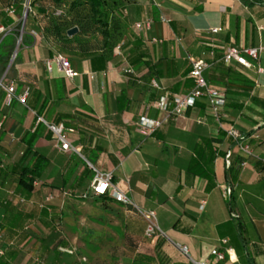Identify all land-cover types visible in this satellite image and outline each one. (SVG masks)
<instances>
[{
    "label": "crops",
    "instance_id": "obj_1",
    "mask_svg": "<svg viewBox=\"0 0 264 264\" xmlns=\"http://www.w3.org/2000/svg\"><path fill=\"white\" fill-rule=\"evenodd\" d=\"M23 2L0 0V15L10 3L17 7ZM54 7L52 0H32V14L20 34V18L12 16L8 34L0 35V44L19 36L17 58L0 75L4 85L16 84L11 106L0 89V170L19 160L26 149L22 139L35 132L39 118L64 124L75 115L88 116L100 129L84 125L83 130L67 132L74 150L64 152L42 124L33 147L47 163L35 186L40 194L29 202L14 199L15 207L6 213L3 204L12 200L13 191L0 185V246L5 251L0 264H33L35 256L45 264H215L212 252L217 248L231 250L219 264H264V72H259L264 71V0H131L117 46L102 49L103 36L95 31L99 50L70 56V66L79 74L73 80L52 62L61 46L53 33H46L49 21L43 15ZM146 19L153 20L152 29L138 30L137 24ZM3 21L0 16L1 26ZM215 29L219 31L213 33ZM136 40L141 45L131 57L140 63L134 67L124 56ZM128 42L127 49H118ZM229 48L261 53L258 60L249 59L248 69L224 62ZM91 52L108 55L105 70L92 69ZM199 60L209 64L204 76L212 86L224 95L227 88L232 92L221 123L238 131L251 155L226 136L209 108L198 105L171 118L155 136L144 139L136 132L140 118L165 117L157 109L162 97L193 89L188 72ZM128 69L133 73L126 74ZM26 90L29 97L23 105L17 98ZM122 97L124 111L118 107ZM193 161L197 164L189 173ZM95 170L112 173L114 184L132 205L92 196ZM199 172H214L213 189L207 191V180ZM1 178L0 184L6 185ZM227 189L231 196L226 199ZM84 193H90L87 200L80 198ZM49 197L54 210L50 218L56 221L46 216L23 228L18 212L37 210ZM149 212L156 213L162 231L151 239L145 236ZM223 240H228L226 246ZM60 241L74 254L57 259L53 248ZM158 244L163 259L157 254Z\"/></svg>",
    "mask_w": 264,
    "mask_h": 264
},
{
    "label": "trees",
    "instance_id": "obj_2",
    "mask_svg": "<svg viewBox=\"0 0 264 264\" xmlns=\"http://www.w3.org/2000/svg\"><path fill=\"white\" fill-rule=\"evenodd\" d=\"M130 1L131 0H52V2L55 4L56 7L52 9L53 10L52 12L48 10L47 13H44L43 15V18L48 19L49 21L48 25L45 27V31L46 33H53V36L55 37L56 41L61 46L58 55L67 58L69 63H70V56L71 55L74 56L78 54L76 53L77 51L87 52V53H89L90 51H95L91 49V47H89L90 44L86 42V40H82L85 38L80 37L83 35L88 36L92 34V30H95L97 31V33L102 34L103 41L101 48L110 50L111 46H117L121 41L120 37H122V29L124 26L123 22L126 19L125 12L127 5L130 3ZM66 4H68V8ZM10 6H14L15 9L14 16H18L21 19L24 14L23 5L15 7L14 3L13 4L10 3L8 8ZM85 8L88 11V15L82 16L81 10ZM58 10H61L63 12L62 16H58L59 18L52 17V15H54L53 12ZM197 10L200 11L201 8H197ZM67 13L69 15H72V17L63 19V17L66 16ZM0 16H2L5 20L3 21L2 27L6 29H10L9 27L13 25V21L11 20L12 16H9L7 12L5 14H1ZM27 22L25 24V27L27 25ZM22 26L23 23L20 22L19 30L17 32L18 35L20 34V30ZM73 29H77L78 33L76 35L70 36L69 31ZM17 34H15L13 38L11 37L5 38L0 44V63L2 65L0 75L7 70L10 60L14 54L15 46H16L15 45L16 38L19 37ZM130 45L132 46L130 53H126L124 57L126 58V60L130 65L136 67L140 62H136L137 60L131 56L137 49H139L141 42L139 40H136ZM128 47H129V42L121 44L120 46H118V49L123 51ZM89 56L91 57L92 69L94 71L96 72L103 71L107 68L108 55L106 54L97 55L96 53L94 54L93 52H91ZM142 57L143 56L141 55L140 59ZM191 70L192 67L188 72L189 75L191 73ZM190 79L192 80L191 77ZM245 83L248 87L250 88L252 87V83H250L249 81L246 80ZM229 93L231 94L232 92H230V90L227 88L225 99H227V95ZM173 96L174 95L169 96V99L171 100ZM245 96L250 97V94L245 93ZM124 102H126L125 97H122L118 100L119 103L118 107L120 111H124L127 108L125 106H121V103L124 104ZM197 105L202 106L205 109L208 108L205 104L202 103H198ZM232 107L237 108L240 106L232 105ZM71 120L72 122H67L64 124L62 123V124H50V125H55V126L62 125L64 126L66 132H75L78 130H83L84 125H86L87 128L89 127V125H91V128L93 130L100 129V126L96 124V121L93 120L92 122V119L88 116L84 118L79 115H75ZM43 129L44 128L42 124H39L34 133H27L22 139L23 144L26 146V149L22 153V156L12 166H7L5 169L0 170V177H2L1 181L2 182L6 181L7 183L6 185L3 183L0 185L2 187H5L13 191L12 200L7 199L6 201H4L3 204L6 213H11V210L15 207V204L13 202L14 199L17 200L18 202H27V201L29 202L32 200L35 194L39 193V191L35 190V183L40 181L42 174L47 166V163H46V159L43 156L33 151V147L37 139L41 137V133H42L41 131ZM155 134L153 136H155ZM92 141H93V137L91 136L90 144L92 143ZM243 143L245 144L244 141ZM83 155L86 159L88 160L91 159L88 153L84 152ZM196 164L197 161L196 162L193 161L190 164L188 170L189 173L193 171V168L195 167ZM232 170H233V165L230 162L229 171L231 172ZM199 173H201L202 177L207 180L208 183L207 191L213 189L215 187L214 172L212 173L199 172ZM53 211L54 210L50 205L46 204L43 201L39 202V205L37 206V210H33L32 212L29 213L18 212V215L22 217L21 226L23 228L29 226L32 221L38 219L44 221L46 216L52 222H55L56 219L50 218V213H54ZM178 227H179V222H177L175 225V228ZM1 240H3V233L0 231V241ZM61 242L62 241L57 243V245H55V247L53 248L56 255L55 257L57 259L63 257L64 255L60 251V249L67 246L65 244L61 246ZM157 254L161 259H163V255L161 254V250H160V244L157 245ZM34 258H38L41 264H45L43 258L39 256H35Z\"/></svg>",
    "mask_w": 264,
    "mask_h": 264
},
{
    "label": "built area",
    "instance_id": "obj_3",
    "mask_svg": "<svg viewBox=\"0 0 264 264\" xmlns=\"http://www.w3.org/2000/svg\"><path fill=\"white\" fill-rule=\"evenodd\" d=\"M24 14L20 19V22L23 23L22 29L24 28L28 16L32 14V0H24L23 2ZM7 14L9 16L15 15L14 6H10L7 8ZM63 12L61 10L56 11V15L62 16ZM153 20L146 19L144 22L137 24V29L140 31L149 32L152 29ZM9 29H6L0 26V35H7ZM219 30H213V33H217ZM22 33V32H21ZM21 40V36H20ZM261 53V49H245V48H229L225 53L223 60L226 64H231L236 62L239 66L245 68H251V62L249 59L258 60ZM17 58V53H14L11 60L10 65L14 63ZM52 62L57 63L61 71L64 74V77L68 80H73L79 76L77 72H75L68 61L67 58L57 55ZM48 63L49 68L51 67V63ZM209 67L204 61H195L192 63V70L190 73V77L193 80V89L185 94V95H174L170 100L168 97H162L158 104L157 109L160 113L165 115L163 119L154 120V119H145L140 118L135 122V130L136 132L144 139L152 137L158 130L162 128L164 124H167L171 118L178 117L183 115L187 110L193 109L196 107L198 103L205 104L209 110L213 113L215 119H217L218 123L221 126V129L224 131L228 138H231L236 146L242 152L251 155L252 152L250 147L243 143V137L238 133V131L231 126L230 128H224L221 123V111L226 107L227 101L225 99V95L216 87L210 85L207 79L204 76L205 70ZM126 74H132L133 71L128 69L125 71ZM260 73L264 71L259 69ZM0 89L5 91V103L8 106H11L14 99L16 98V84L15 82H10L7 85H4L3 81H0ZM29 97V90H26L21 96L17 99L19 103L26 105ZM39 124H45L49 131L53 134L56 141V146L58 149L64 152L73 151L74 148L70 144L67 136V132L64 126H55L48 124L42 118L37 120ZM2 124H0V128ZM231 155H228V159H230ZM228 165L230 166V161H228ZM246 163H242V167H245ZM38 183H35L37 186ZM90 193L94 197H106L110 196L115 201L122 203L124 205H132V201L128 199L118 188L117 185L113 182V174L107 173L102 174L95 170V177L92 181L90 187ZM90 193H84L80 196L82 200H87L90 196ZM231 196V190L227 189L224 193V198H229ZM52 197L47 198V202L51 201ZM145 219L147 221V229L145 232V236L148 239L154 238L155 236L162 235V231L160 230L157 223V216L155 212H149L145 214ZM228 244V240H223L222 245L226 246ZM60 251L65 254H74V251H70L68 249L61 248ZM182 251L185 254H188L187 248H182ZM231 253V250L226 248L224 251L220 249H214L212 252V257L214 258L215 264H219L226 260V256ZM5 251L0 246V257L4 256ZM33 264H41L38 258L32 259ZM85 261V259H83ZM195 264H206L204 262H194Z\"/></svg>",
    "mask_w": 264,
    "mask_h": 264
},
{
    "label": "rangeland",
    "instance_id": "obj_4",
    "mask_svg": "<svg viewBox=\"0 0 264 264\" xmlns=\"http://www.w3.org/2000/svg\"><path fill=\"white\" fill-rule=\"evenodd\" d=\"M66 5H67V8H68V4H66ZM67 10H68V9H67ZM50 11L52 12L53 10L50 9ZM53 13H54V15H52V17H54V18H59L58 15H56V11L53 12ZM71 13H72V12H71ZM81 13H82V16H87V15H88V11H87L86 8L83 9V10H81ZM69 17H72V15H69V14L67 13V15L63 17V19H67V18H69ZM82 40H86V42H88V43L90 44L89 47H91V49H93V50H95V51L98 50L100 44H99L98 38L96 37L95 30H92V35H91L88 39H82ZM45 203H46V204H51L52 201H49V202L46 201ZM59 226H62V225L59 224Z\"/></svg>",
    "mask_w": 264,
    "mask_h": 264
},
{
    "label": "water",
    "instance_id": "obj_5",
    "mask_svg": "<svg viewBox=\"0 0 264 264\" xmlns=\"http://www.w3.org/2000/svg\"><path fill=\"white\" fill-rule=\"evenodd\" d=\"M77 33H78L77 29H73V30L69 31L70 36L76 35Z\"/></svg>",
    "mask_w": 264,
    "mask_h": 264
}]
</instances>
